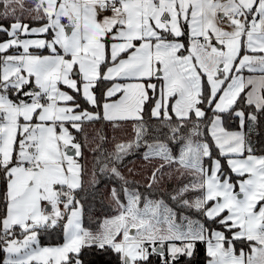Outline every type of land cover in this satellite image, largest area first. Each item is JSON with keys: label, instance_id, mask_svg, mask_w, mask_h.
<instances>
[{"label": "snow or ice", "instance_id": "obj_1", "mask_svg": "<svg viewBox=\"0 0 264 264\" xmlns=\"http://www.w3.org/2000/svg\"><path fill=\"white\" fill-rule=\"evenodd\" d=\"M0 264H264V0H0Z\"/></svg>", "mask_w": 264, "mask_h": 264}, {"label": "trees", "instance_id": "obj_2", "mask_svg": "<svg viewBox=\"0 0 264 264\" xmlns=\"http://www.w3.org/2000/svg\"><path fill=\"white\" fill-rule=\"evenodd\" d=\"M230 124H231V127H232L233 129H235V128H236V124H237V122L232 121V122H230ZM254 143H258V142H257V141H254ZM139 166H140V161H139L138 159H136V158H132V159L128 162V167H137V168H138ZM137 179H139V177H137ZM103 212H104V214H106L107 209H104ZM101 214H102V212H101V210L99 209V207H97V208L94 209V215H95V216H99V215H101ZM86 223H87V221H86ZM43 242H44V243H47L48 240L45 239ZM53 242H55V241H53ZM237 247L239 248L240 245H237Z\"/></svg>", "mask_w": 264, "mask_h": 264}]
</instances>
